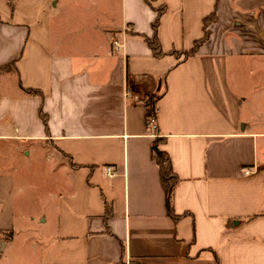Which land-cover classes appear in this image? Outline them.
<instances>
[{
	"label": "crops",
	"instance_id": "crops-1",
	"mask_svg": "<svg viewBox=\"0 0 264 264\" xmlns=\"http://www.w3.org/2000/svg\"><path fill=\"white\" fill-rule=\"evenodd\" d=\"M116 1L70 30L63 0H0V66L14 63L0 70V140L42 151L57 178L32 264H264V0ZM159 8L156 57L142 36ZM211 13L193 56L168 53L190 50ZM155 138L178 177L177 218Z\"/></svg>",
	"mask_w": 264,
	"mask_h": 264
},
{
	"label": "rangeland",
	"instance_id": "rangeland-1",
	"mask_svg": "<svg viewBox=\"0 0 264 264\" xmlns=\"http://www.w3.org/2000/svg\"><path fill=\"white\" fill-rule=\"evenodd\" d=\"M104 1L107 0H63L65 8L61 17L65 28L80 29ZM116 2L112 0L114 10ZM155 97L151 94L148 100L153 102ZM51 166L42 151L27 156L21 149L17 152L9 142L0 140V228H10L0 231V248L6 245L9 230L14 229L11 234H15L14 242L5 247L0 264L37 261L47 230L51 228L49 222H42L57 185Z\"/></svg>",
	"mask_w": 264,
	"mask_h": 264
},
{
	"label": "trees",
	"instance_id": "trees-1",
	"mask_svg": "<svg viewBox=\"0 0 264 264\" xmlns=\"http://www.w3.org/2000/svg\"><path fill=\"white\" fill-rule=\"evenodd\" d=\"M10 2L12 3V0H10ZM161 13H162V9L161 8L157 9V15H156L154 21L152 22V34H151V36H147V35L142 36L143 39L148 44V46L150 47L152 54L156 57H160V56L166 54V52H164L161 49V45H160L158 37H157V26H158L159 17H160ZM213 17H214V14L211 13L210 15H208L204 19L205 25H204L203 36L194 42V44L190 50H180V51L171 50L168 53L174 54L176 56H183V59H187V58L193 56L196 53L199 45L201 43H203L208 38L209 31L206 29V24L208 21L212 20ZM13 65H14L13 62L12 63L10 62L6 65H2V66H0V70H6L7 68L10 69ZM26 91L30 94L39 95V96L43 97V93L41 90L29 88ZM153 102H154V100H153ZM153 102H151L150 100H148V102H147V105L150 106V111H149L150 114L151 113L155 114V109L152 105ZM40 115L44 121L46 130H47L48 129V127H47V115L44 113L43 108L40 109ZM160 140H161V138H155L153 140L152 146H151L152 156H153V159L155 160V162L157 163V165L159 167L160 181H161L162 188L164 190L166 212L169 216H171L173 218H177L178 216L175 215L174 210H173V191H174L175 184L178 181V177L172 169L170 157L167 154V152L160 150L158 148V143L160 142Z\"/></svg>",
	"mask_w": 264,
	"mask_h": 264
},
{
	"label": "built area",
	"instance_id": "built-area-1",
	"mask_svg": "<svg viewBox=\"0 0 264 264\" xmlns=\"http://www.w3.org/2000/svg\"><path fill=\"white\" fill-rule=\"evenodd\" d=\"M130 31V27L125 25L122 30H121V37H118L116 33L111 34V46L114 50H119L122 49L124 46V41L126 37L128 36V33ZM125 97H131L130 90L127 87L125 90ZM146 128L149 131V135L151 137H157L159 134L156 132L157 130V121H156V116L155 114H147L146 117ZM105 173L108 177H111L114 175L113 167L112 166H106L105 167ZM245 174L251 173L250 169H245L244 170ZM122 264H131L129 258H126Z\"/></svg>",
	"mask_w": 264,
	"mask_h": 264
},
{
	"label": "water",
	"instance_id": "water-1",
	"mask_svg": "<svg viewBox=\"0 0 264 264\" xmlns=\"http://www.w3.org/2000/svg\"><path fill=\"white\" fill-rule=\"evenodd\" d=\"M4 244H5V242L2 243V245H4Z\"/></svg>",
	"mask_w": 264,
	"mask_h": 264
}]
</instances>
